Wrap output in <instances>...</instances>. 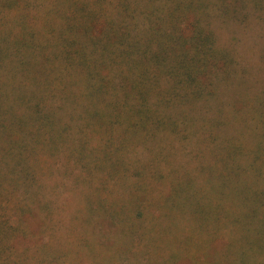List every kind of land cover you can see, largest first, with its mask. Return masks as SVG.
Returning <instances> with one entry per match:
<instances>
[{"label": "trees", "instance_id": "trees-1", "mask_svg": "<svg viewBox=\"0 0 264 264\" xmlns=\"http://www.w3.org/2000/svg\"><path fill=\"white\" fill-rule=\"evenodd\" d=\"M261 21L0 0V264H264V86L219 35Z\"/></svg>", "mask_w": 264, "mask_h": 264}, {"label": "rangeland", "instance_id": "rangeland-1", "mask_svg": "<svg viewBox=\"0 0 264 264\" xmlns=\"http://www.w3.org/2000/svg\"><path fill=\"white\" fill-rule=\"evenodd\" d=\"M222 41H231L240 54L242 64L247 67V77L256 88L264 86V60L260 57V50L264 46V21L251 23L247 26L240 24H224L219 29ZM234 85L224 86L221 98L225 101L234 96Z\"/></svg>", "mask_w": 264, "mask_h": 264}]
</instances>
